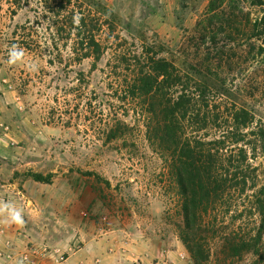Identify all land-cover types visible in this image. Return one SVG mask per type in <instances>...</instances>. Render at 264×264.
<instances>
[{"label": "rangeland", "instance_id": "rangeland-1", "mask_svg": "<svg viewBox=\"0 0 264 264\" xmlns=\"http://www.w3.org/2000/svg\"><path fill=\"white\" fill-rule=\"evenodd\" d=\"M58 4L0 0V181L16 182L10 204L21 211L22 227L36 236L42 228L37 240L64 252L58 264L69 244L95 236L104 239L97 264L102 257L109 264H194L179 235L177 187L146 137L141 102L124 99L108 75L111 48L96 63L78 60L72 35L59 34ZM73 6L114 24L112 30L105 24L98 38L119 36L132 52L172 63L181 83L208 103L217 126L264 124V36L250 29L264 9L251 0H73ZM14 47L23 56L9 63ZM197 82L208 88L202 95L194 91ZM181 83L173 87L176 99ZM197 107L206 111L200 101ZM114 118L123 122L119 132H109ZM209 122L185 133L211 137L227 129ZM251 152L260 184L264 151L256 145ZM32 172L52 173L51 182L35 181ZM225 198L230 205L217 211L221 231L199 233L208 241L201 264H254L245 251L229 255L224 241L239 231L235 208L251 203L237 190ZM5 215V226L19 225ZM256 216L247 213L246 224ZM53 258L49 264H57Z\"/></svg>", "mask_w": 264, "mask_h": 264}, {"label": "trees", "instance_id": "trees-1", "mask_svg": "<svg viewBox=\"0 0 264 264\" xmlns=\"http://www.w3.org/2000/svg\"><path fill=\"white\" fill-rule=\"evenodd\" d=\"M251 1L253 5L264 9V0ZM72 2L73 0H60L57 5V15L61 18L59 34L67 31L68 36L72 35L73 54L80 61L93 58L96 63L109 48L113 50L112 58L107 64L111 68L108 75L116 78L114 84L118 83L120 90L124 92V99L142 104L140 111H143L146 137L153 151L164 163L171 183L177 187L181 216L179 235L194 264L202 263L200 257L204 246L208 249V241H200L199 233L206 230L221 231L219 228L224 224L219 222L218 207L230 205L225 197L234 194L236 190L237 193L243 192L246 195L251 206L238 208V205L234 209L237 212L236 219L240 221L238 230L242 232L245 227L247 232L237 235L239 231L233 230V235L231 232L226 234L224 241L228 245L229 255L242 256L245 251L254 257V264H264V180L257 183V167H253L251 161L254 155L251 151H256V145L264 151V124L248 126L253 120L249 123L247 120L239 125L241 120L237 118L238 122L235 124H224L227 129L218 136L186 134L188 127H195L197 130L194 131L197 132L207 127L209 120V125L219 129L224 125H216L218 118H212L208 103L202 101L201 96L196 98L198 94L181 83L180 73L172 63L152 56L148 51L140 54L132 52L119 36L113 40L98 38L106 27L114 29V24L103 20L99 13H86L81 7H72ZM47 5L49 11H53ZM105 24L108 26L104 27ZM263 25L264 15L259 20L258 13L250 28L258 39L264 36ZM262 43L264 44V38ZM179 83L182 87L179 92H182L176 99L172 91ZM197 85L194 91H198L199 95L208 89L204 83L197 82ZM199 101L206 111L202 112L197 107ZM121 121L114 118L109 132H119L123 123ZM241 129L248 130L244 132ZM30 175L35 181L51 182L52 173L42 175L32 172ZM245 189L252 192L248 194ZM247 213L258 216L252 226L246 224Z\"/></svg>", "mask_w": 264, "mask_h": 264}, {"label": "crops", "instance_id": "crops-1", "mask_svg": "<svg viewBox=\"0 0 264 264\" xmlns=\"http://www.w3.org/2000/svg\"><path fill=\"white\" fill-rule=\"evenodd\" d=\"M15 186H16V182L14 180L12 181L8 180L5 183L0 181V202L3 201L4 203L7 202L10 204V202L14 200ZM2 188H5V192L1 191ZM6 213L10 215V210H4L3 212H0V223L2 222V224H4V225H0V264H25L23 262H19V259L17 258V256L21 252L27 249L36 250L40 252L45 247L54 248L48 245L49 244L48 241H47L48 244H46V246H43V241L37 240L38 237L40 238L43 237L44 232L42 228H39V230L36 231L39 234V236H36L35 233L30 232L19 225H15L13 227L5 226L6 225L5 223H8V218L5 215ZM102 240L104 239L95 236L93 238L87 239L80 245H77L75 243L69 244L67 248L70 251L65 257L64 264L66 263L67 264H97L95 262V259L101 256V253L104 251L102 248H100V243H102ZM31 242L35 243L34 246L30 245ZM5 248L9 253H11L10 257L6 256L7 251ZM95 250H97L96 254H95ZM89 251H91L92 253H88ZM102 258L103 259H100L99 264H109L107 263L105 257ZM90 259L92 260L91 262L88 261ZM32 260L38 261L39 259L32 258ZM42 261L45 260L43 259ZM45 264H49V261L46 260Z\"/></svg>", "mask_w": 264, "mask_h": 264}, {"label": "built area", "instance_id": "built-area-1", "mask_svg": "<svg viewBox=\"0 0 264 264\" xmlns=\"http://www.w3.org/2000/svg\"><path fill=\"white\" fill-rule=\"evenodd\" d=\"M51 250V252H50ZM52 255L53 261L55 263H61L63 260L64 252L57 247L54 248H48L45 247L42 251L38 252L36 250L27 249L23 252H21L18 255L19 262H23L25 264H45V261L48 259L49 255ZM8 257H10V254H8ZM32 258H38V261L32 260ZM45 261H42V260Z\"/></svg>", "mask_w": 264, "mask_h": 264}, {"label": "clouds", "instance_id": "clouds-1", "mask_svg": "<svg viewBox=\"0 0 264 264\" xmlns=\"http://www.w3.org/2000/svg\"><path fill=\"white\" fill-rule=\"evenodd\" d=\"M22 56H23L22 50L14 47L10 52L9 63H16L18 60L22 58ZM4 210H10V216L13 222L21 226L23 225L24 220L20 210L15 209L10 204L0 203V212H3Z\"/></svg>", "mask_w": 264, "mask_h": 264}]
</instances>
